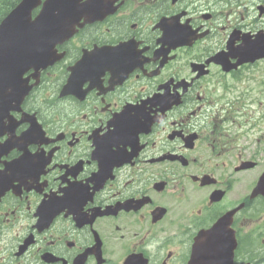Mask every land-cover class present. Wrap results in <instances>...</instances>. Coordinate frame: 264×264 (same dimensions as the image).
Returning <instances> with one entry per match:
<instances>
[{"label":"flooded vegetation","instance_id":"flooded-vegetation-1","mask_svg":"<svg viewBox=\"0 0 264 264\" xmlns=\"http://www.w3.org/2000/svg\"><path fill=\"white\" fill-rule=\"evenodd\" d=\"M82 2L0 121V264H264V0Z\"/></svg>","mask_w":264,"mask_h":264},{"label":"water","instance_id":"water-1","mask_svg":"<svg viewBox=\"0 0 264 264\" xmlns=\"http://www.w3.org/2000/svg\"><path fill=\"white\" fill-rule=\"evenodd\" d=\"M40 3L41 0H23L0 24V86L15 85L21 100L31 88L28 80H23V73L30 68L39 72L53 63L55 52L54 47H48L49 40L55 36L54 31L65 36L62 32L71 21L64 17L66 8L77 6L74 0H47L33 19V9ZM261 50L264 52V46Z\"/></svg>","mask_w":264,"mask_h":264},{"label":"trees","instance_id":"trees-1","mask_svg":"<svg viewBox=\"0 0 264 264\" xmlns=\"http://www.w3.org/2000/svg\"><path fill=\"white\" fill-rule=\"evenodd\" d=\"M20 0H0V21Z\"/></svg>","mask_w":264,"mask_h":264},{"label":"rangeland","instance_id":"rangeland-1","mask_svg":"<svg viewBox=\"0 0 264 264\" xmlns=\"http://www.w3.org/2000/svg\"><path fill=\"white\" fill-rule=\"evenodd\" d=\"M261 69V68H260ZM258 78H262V79H264V72H259V77ZM253 87H255L254 85H253V83H251V88H253ZM252 96H253V98H255L256 96H258L257 94H256V92L255 93H253L252 94ZM263 125H264V123H263ZM260 134H264V130L260 133Z\"/></svg>","mask_w":264,"mask_h":264}]
</instances>
